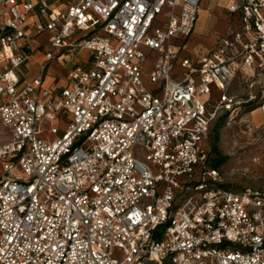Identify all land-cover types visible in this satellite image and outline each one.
I'll list each match as a JSON object with an SVG mask.
<instances>
[{"label": "built area", "instance_id": "built-area-1", "mask_svg": "<svg viewBox=\"0 0 264 264\" xmlns=\"http://www.w3.org/2000/svg\"><path fill=\"white\" fill-rule=\"evenodd\" d=\"M199 5L0 0V264H264V191L225 187L208 143L264 103V0L189 51Z\"/></svg>", "mask_w": 264, "mask_h": 264}, {"label": "rangeland", "instance_id": "rangeland-1", "mask_svg": "<svg viewBox=\"0 0 264 264\" xmlns=\"http://www.w3.org/2000/svg\"><path fill=\"white\" fill-rule=\"evenodd\" d=\"M226 5L227 0H200L195 31L190 36V44L193 47L202 45L205 50L209 49L225 27L232 22ZM44 36H41V40ZM62 70L60 62L51 61L47 84L53 81L50 76L58 79ZM33 72L35 69L30 65L28 76ZM56 84L62 85L63 80L58 79ZM228 90L239 98H244L240 73L234 77ZM262 104L264 103L258 99L242 103L237 111L221 113L212 123L208 136L209 148L216 134V146L226 157L224 162L216 167L225 187L233 190L250 188L264 191V109L260 107ZM214 156L210 149L211 161ZM145 264L156 263L146 261Z\"/></svg>", "mask_w": 264, "mask_h": 264}, {"label": "crops", "instance_id": "crops-1", "mask_svg": "<svg viewBox=\"0 0 264 264\" xmlns=\"http://www.w3.org/2000/svg\"><path fill=\"white\" fill-rule=\"evenodd\" d=\"M229 2H230V0H227V5H226V9H227V6H228V4H229ZM200 6V5H199ZM228 11V10H227ZM198 16H199V13H198ZM228 16H230L231 17V15L228 13ZM198 20V19H197ZM197 23V22H196ZM228 26V25H227ZM226 26V27H227ZM195 27H196V25H195ZM226 27H225V29H226ZM225 29L223 30V32L220 34V35H222L224 32H225ZM194 31H195V29H194ZM194 31H193V33H194ZM192 33V34H193ZM219 35V36H220ZM218 36V37H219ZM217 37V38H218ZM217 38L215 39V41L217 40ZM214 44H215V42H214ZM214 44H213V46H214ZM187 46H188V50L189 51H192V50H205L204 48H202V45L201 46H198V47H193L191 44H190V38L188 39V44H187ZM212 46V47H213ZM212 47H210L209 49H211ZM42 59H43V57L42 56H40V55H38V56H36V58L35 59H30V61H29V66L31 65V66H33V68L35 69V72H33L31 75H30V77H32V76H34L35 74H36V71H37V63L38 62H40V61H42ZM75 60L78 62V63H80V64H82V65H86L87 64V52L85 51V50H80L78 53H77V55L75 56ZM51 63V62H50ZM49 67H50V64H49ZM48 71H49V68H48ZM49 74H50V71H49ZM60 75V74H59ZM58 75V76H59ZM50 79L51 80H53L54 78L52 77V76H50ZM47 80H49V77H47Z\"/></svg>", "mask_w": 264, "mask_h": 264}, {"label": "trees", "instance_id": "trees-1", "mask_svg": "<svg viewBox=\"0 0 264 264\" xmlns=\"http://www.w3.org/2000/svg\"><path fill=\"white\" fill-rule=\"evenodd\" d=\"M216 139H217V135L215 134L213 137V141L211 143V146H210L211 152H213L215 154L212 161H210L211 165L214 167H218L226 159V157L219 152V150L216 146Z\"/></svg>", "mask_w": 264, "mask_h": 264}]
</instances>
